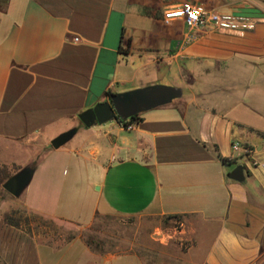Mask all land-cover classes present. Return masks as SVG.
Returning a JSON list of instances; mask_svg holds the SVG:
<instances>
[{
  "label": "crops",
  "instance_id": "crops-1",
  "mask_svg": "<svg viewBox=\"0 0 264 264\" xmlns=\"http://www.w3.org/2000/svg\"><path fill=\"white\" fill-rule=\"evenodd\" d=\"M183 1L0 0V164L24 167L41 151L22 197L30 213L79 222L76 211L59 207L58 189L70 171L76 185L90 170L88 222L111 211L167 217L180 225V264H264V0H190L252 22L186 46L184 23L162 18ZM151 85L179 95L128 127L118 119L81 124L78 114L109 94ZM71 128L70 140L50 145ZM10 149L24 160L6 157ZM236 166L242 180L229 178ZM20 234L0 228L7 264L38 263L41 248L77 242L53 249ZM80 247L94 257L90 264L120 257L143 264L137 254Z\"/></svg>",
  "mask_w": 264,
  "mask_h": 264
},
{
  "label": "rangeland",
  "instance_id": "rangeland-1",
  "mask_svg": "<svg viewBox=\"0 0 264 264\" xmlns=\"http://www.w3.org/2000/svg\"><path fill=\"white\" fill-rule=\"evenodd\" d=\"M12 151L10 149L4 155L6 157L14 155L17 162L24 160V155ZM40 152L37 151L38 154L32 155L31 160L37 162L42 154ZM58 160L63 163L67 158L62 155ZM71 162L73 161L71 160ZM22 167L18 164H0V228H18L23 233L18 236L19 240L22 238L34 239L39 245H48L53 249H60L74 239L77 241L72 246L60 251L41 248L39 264L92 263L94 257L88 255L80 247L81 245H86L97 256L137 254L143 264H180L182 262L181 250L184 242L177 236L180 225L175 220L169 221L167 217L158 218L150 213L126 216L111 211L97 214L88 222L89 199L87 197L92 193V190L85 187L84 179L87 181L93 179L90 170L85 173V178L77 179L79 181L76 185L73 183L75 178L70 179L71 175L74 176L75 173L70 171L66 175L65 185L58 189L62 200L59 203L60 206H57L62 209L72 208L79 216H82L79 222L46 218L28 212L22 202L26 188L17 197L10 195L2 188L4 181ZM96 186H94V190H96ZM69 194L71 197L63 200V197ZM49 203L45 204V209L52 212L55 204ZM5 216H9L13 223L18 222V225L6 222ZM84 222L88 223L83 224ZM16 249L19 250V248ZM14 250L15 248L11 247L9 251L15 255ZM1 253L0 264H7L6 258ZM102 264H139V262L134 258L120 257Z\"/></svg>",
  "mask_w": 264,
  "mask_h": 264
},
{
  "label": "water",
  "instance_id": "water-1",
  "mask_svg": "<svg viewBox=\"0 0 264 264\" xmlns=\"http://www.w3.org/2000/svg\"><path fill=\"white\" fill-rule=\"evenodd\" d=\"M179 95V91L171 86L151 85L122 93L109 94L108 101H100L92 107L80 112L78 118L86 126L102 124L113 119H127L141 111L166 104ZM76 128L68 129L50 141L53 148H58L75 134ZM35 163H29L10 175L2 184V188L10 195L17 197L29 184ZM229 178L242 180L241 166H236L229 173ZM97 189V187H96Z\"/></svg>",
  "mask_w": 264,
  "mask_h": 264
},
{
  "label": "built area",
  "instance_id": "built-area-1",
  "mask_svg": "<svg viewBox=\"0 0 264 264\" xmlns=\"http://www.w3.org/2000/svg\"><path fill=\"white\" fill-rule=\"evenodd\" d=\"M162 18L165 22L173 19L181 20L186 26V31L181 45L186 46L197 40L207 32H233L252 21L245 17H238L221 13L215 9L204 8L190 0H185L179 5L168 8L163 12ZM120 123H122L119 120ZM123 125V123H122ZM129 125H126L128 127ZM232 149H242L243 154L249 155L250 148L232 143Z\"/></svg>",
  "mask_w": 264,
  "mask_h": 264
},
{
  "label": "trees",
  "instance_id": "trees-1",
  "mask_svg": "<svg viewBox=\"0 0 264 264\" xmlns=\"http://www.w3.org/2000/svg\"><path fill=\"white\" fill-rule=\"evenodd\" d=\"M107 94H109V92H108ZM117 119H118V121L120 120V121L123 123L124 126H126V125H129V124H131V123L137 121L139 118H138V114H135V115H133L132 117L127 118V119H120V118H117ZM117 119H116V120H117ZM221 160H222V162L226 163V160H225V159H221ZM33 162H35V161H33ZM4 220H5V221L7 220L6 222H8L9 224L18 225V222L13 223V222L11 221V219L9 218V216H5V217H4ZM26 221H27V220H26Z\"/></svg>",
  "mask_w": 264,
  "mask_h": 264
}]
</instances>
